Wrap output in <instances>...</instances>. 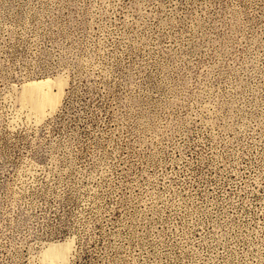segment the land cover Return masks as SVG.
Masks as SVG:
<instances>
[{
	"label": "rangeland",
	"instance_id": "rangeland-1",
	"mask_svg": "<svg viewBox=\"0 0 264 264\" xmlns=\"http://www.w3.org/2000/svg\"><path fill=\"white\" fill-rule=\"evenodd\" d=\"M66 244L264 264V0H0V264Z\"/></svg>",
	"mask_w": 264,
	"mask_h": 264
},
{
	"label": "bare ground",
	"instance_id": "bare-ground-1",
	"mask_svg": "<svg viewBox=\"0 0 264 264\" xmlns=\"http://www.w3.org/2000/svg\"><path fill=\"white\" fill-rule=\"evenodd\" d=\"M54 87L55 82L50 79L30 82L25 87L22 101L29 105L39 121L46 116L47 111L54 110L60 104L61 96L64 95L61 89L55 93ZM69 251L68 244L50 247L44 257V264H65Z\"/></svg>",
	"mask_w": 264,
	"mask_h": 264
}]
</instances>
